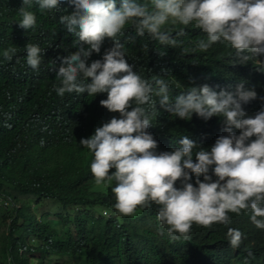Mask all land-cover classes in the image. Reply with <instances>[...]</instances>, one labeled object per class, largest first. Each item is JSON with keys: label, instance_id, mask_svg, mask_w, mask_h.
I'll use <instances>...</instances> for the list:
<instances>
[{"label": "clouds", "instance_id": "9594fccd", "mask_svg": "<svg viewBox=\"0 0 264 264\" xmlns=\"http://www.w3.org/2000/svg\"><path fill=\"white\" fill-rule=\"evenodd\" d=\"M169 25L205 34L192 51L226 44L264 77V0H0V27L10 31L0 50L3 140L15 150L36 128L53 133L54 146L79 135L95 184L111 185L114 203L101 215L127 233L119 253L87 251L86 261L99 257L92 264H264L251 235L264 229V95L241 82L173 96L165 79L144 78L125 43L135 34L173 47ZM193 114L215 129L176 133L159 123L177 127L170 118ZM42 145L30 153L45 152ZM196 226L206 229L192 249L198 260L185 259L169 239L187 240ZM147 228L158 230L164 249Z\"/></svg>", "mask_w": 264, "mask_h": 264}, {"label": "trees", "instance_id": "16d2710c", "mask_svg": "<svg viewBox=\"0 0 264 264\" xmlns=\"http://www.w3.org/2000/svg\"><path fill=\"white\" fill-rule=\"evenodd\" d=\"M181 28L183 34L176 36ZM168 29L177 40L173 47L135 34L125 43L126 51L137 58V69L144 78L165 79L173 96L193 85L206 83L219 91L221 88L231 90L241 82L257 86L264 95L259 88L264 81L263 74L251 62H236L235 52L229 46L216 42L205 51H192L196 41L205 38V34H195L190 26L169 25ZM9 34V30L0 27V50ZM5 86L6 82L0 77V94ZM247 105L242 107L248 113ZM2 111L0 108V113ZM54 117V114L49 115L46 121L53 123ZM196 118L195 114L189 120L170 118L177 127L163 121L159 123L163 130L176 133L209 132L217 125L213 120L198 123ZM233 131L238 133L239 130ZM3 136L1 129L0 197L9 200L10 206L0 204V264H76L75 260L82 256L86 261L89 250L95 249L100 256L121 252L119 234L127 237L125 227H117V218L101 215L103 209H111L114 203L111 185L95 184L87 167L90 159H82L87 149L75 141L79 135L72 142L54 146L53 133L36 128L28 137L22 136L19 143L28 153L24 149L13 150ZM39 141L45 152L31 154L32 145ZM46 202L53 204L51 209L44 208ZM31 206L38 208L40 218ZM152 208L148 213L150 219L156 220L155 207ZM242 214H232V217ZM205 233L204 227L196 226L191 228L187 240H171L164 234L181 249L183 258L198 260L192 249L197 237ZM144 235L153 243L159 242L161 249L167 245L157 229L147 228ZM251 235L264 247V229H252ZM138 252L139 247L134 244L129 256L136 257ZM96 261L99 257L89 258L85 264Z\"/></svg>", "mask_w": 264, "mask_h": 264}, {"label": "rangeland", "instance_id": "374dc122", "mask_svg": "<svg viewBox=\"0 0 264 264\" xmlns=\"http://www.w3.org/2000/svg\"><path fill=\"white\" fill-rule=\"evenodd\" d=\"M1 205H3V206H10V204H9V200H7V202H6V204H4V203H0ZM53 206V204L52 203H49V202H46L45 204H44V208H46V209H51V207ZM32 207V209L36 212V214H37V218H40L41 217V214H40V212H39V210H38V208H35L34 206H31ZM54 216H52L51 218H53ZM36 257H38V256H36Z\"/></svg>", "mask_w": 264, "mask_h": 264}]
</instances>
